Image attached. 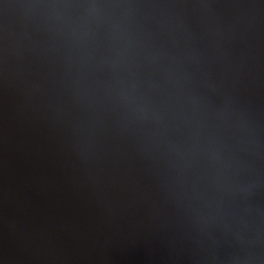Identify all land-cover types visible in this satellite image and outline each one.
Wrapping results in <instances>:
<instances>
[{
    "label": "water",
    "instance_id": "water-1",
    "mask_svg": "<svg viewBox=\"0 0 264 264\" xmlns=\"http://www.w3.org/2000/svg\"><path fill=\"white\" fill-rule=\"evenodd\" d=\"M0 264H264V0H0Z\"/></svg>",
    "mask_w": 264,
    "mask_h": 264
}]
</instances>
